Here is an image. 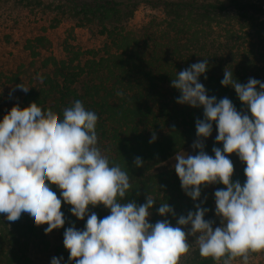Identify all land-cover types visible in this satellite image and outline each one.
<instances>
[{"label":"trees","instance_id":"1","mask_svg":"<svg viewBox=\"0 0 264 264\" xmlns=\"http://www.w3.org/2000/svg\"><path fill=\"white\" fill-rule=\"evenodd\" d=\"M141 8L154 16L133 25ZM262 14L264 0H0V27L4 28L0 47L7 50L12 43L21 47L20 57L0 52V119L13 106L23 108L33 102L61 116L64 108L80 100L98 115L97 147L110 165L118 164L128 173L132 189L124 202L140 205L149 195L158 200L149 223L167 219L176 226L180 215L194 212L195 205L204 201L202 206L209 209L205 220L220 226L214 192L225 186H202L201 197L194 202L182 190L170 164L177 153L192 149L196 120L203 119L202 107L176 102L180 92L170 82L177 72L207 59L208 70L199 82L208 96L227 97L237 111L247 112L234 88L220 82L225 69L242 84L249 78L264 82V28L250 21ZM28 20L31 26L41 24L53 31L71 24L90 31L103 44L84 50L67 43L61 56H56L53 41L44 32L15 39ZM20 83L30 90L16 89ZM154 135L155 142L149 143ZM216 135L213 124L212 135L203 141L204 151L212 156L214 146L223 147L215 143ZM198 151L194 149L191 155ZM136 157L142 159L143 167L134 166ZM228 158L234 166L232 180L243 185L246 164L235 153ZM52 190L60 196L57 186L52 185ZM165 202L175 218L158 215L159 203ZM70 208L62 201L65 224L49 234L44 231L47 227L26 218L9 222L0 214V264H50L53 257H63V264H69L64 231L73 226L83 230L87 220H78ZM92 212L98 218L110 214L103 205L89 206ZM189 240L190 250L180 264H220L201 257L195 239Z\"/></svg>","mask_w":264,"mask_h":264},{"label":"clouds","instance_id":"2","mask_svg":"<svg viewBox=\"0 0 264 264\" xmlns=\"http://www.w3.org/2000/svg\"><path fill=\"white\" fill-rule=\"evenodd\" d=\"M208 67L203 59L177 72L170 82L180 92L178 104L203 108L192 145L198 154L177 153L174 171L194 202L200 199L202 186H225L214 192L220 226L205 220L209 209L202 206L204 201L195 205L194 212L180 215L176 226L167 219L149 223L158 202L149 195L140 205L124 202L132 189L128 173L118 164L110 165L97 147L98 115L80 100L64 108L61 116L33 102L23 108L13 106L0 119V214L9 222L23 217L36 226L46 224L44 231L49 234L65 224L62 201L71 205L73 216L87 220L83 230L73 226L64 231L69 264H180L190 250L189 237L195 239L203 258L249 264L251 254L264 253V82L249 78L242 84L233 79V72L224 70L220 83L234 88L247 107V112H240L229 98L208 96L199 82ZM16 89L27 93L30 87L20 83ZM213 124L215 143L223 145L212 148L214 156L204 151L203 143L212 135ZM155 139L154 135L149 143ZM233 153L246 164L243 185L232 180L234 166L228 156ZM134 166H144L140 157L134 159ZM52 185L60 190L59 198ZM159 204V216L176 217L167 202ZM98 205L110 214L103 218L89 214V206ZM50 264H63V257H53Z\"/></svg>","mask_w":264,"mask_h":264},{"label":"rangeland","instance_id":"3","mask_svg":"<svg viewBox=\"0 0 264 264\" xmlns=\"http://www.w3.org/2000/svg\"><path fill=\"white\" fill-rule=\"evenodd\" d=\"M153 16L154 14L150 12L148 9L141 8L137 11L134 22L132 24L139 26L143 22L151 19ZM250 21L254 22L253 26L258 27V29L264 28V14H262L261 16L252 17ZM25 23H26L25 27H23V29L21 30V32H19V34L16 36L15 39L21 40V39L29 38L32 36H38V35L43 34L44 32L50 35L51 40L53 41L54 54L56 56H61L64 50V44H67V43L75 47L83 48L84 50L88 48H99L103 44L101 40L95 39L93 37V34L90 31L86 29L76 28L72 26L71 24L63 25L59 27L58 30L53 31L51 29L48 30V28L45 26L41 28L40 27L41 24L40 25L36 24L35 26H31V23H29V20L25 21ZM0 30L3 31L4 28L0 27ZM249 31H252V30H249ZM1 44L2 43L0 42V45ZM19 48L21 47L17 43H12L11 46L7 48V50L6 48L4 49V47H0V52L6 50L4 51V53L6 52L7 54H10V52H12V54L14 53L16 56L20 57L21 52ZM193 150L194 148L192 147L191 150L188 149V150L183 151L181 155H184L185 153L188 155H191ZM175 163L176 161L174 158L172 160V163L170 164L174 165ZM42 226L47 227L46 224L38 226V227H42ZM233 264H241V260L237 259L233 261ZM249 264H264V253L251 254L250 259H249Z\"/></svg>","mask_w":264,"mask_h":264}]
</instances>
